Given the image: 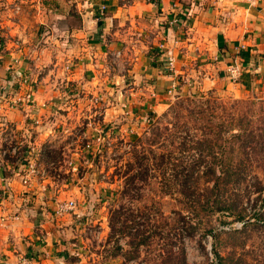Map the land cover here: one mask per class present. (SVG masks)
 I'll list each match as a JSON object with an SVG mask.
<instances>
[{"label": "crops", "instance_id": "crops-1", "mask_svg": "<svg viewBox=\"0 0 264 264\" xmlns=\"http://www.w3.org/2000/svg\"><path fill=\"white\" fill-rule=\"evenodd\" d=\"M0 42V264L79 255L106 187L78 143L98 127L138 132L192 88L264 93V0H0ZM8 143L19 157L3 155ZM33 161L38 176H24ZM66 201L75 209L55 214Z\"/></svg>", "mask_w": 264, "mask_h": 264}, {"label": "rangeland", "instance_id": "rangeland-1", "mask_svg": "<svg viewBox=\"0 0 264 264\" xmlns=\"http://www.w3.org/2000/svg\"><path fill=\"white\" fill-rule=\"evenodd\" d=\"M123 124L94 145L91 179L106 189L66 264H264V93L192 88L146 128Z\"/></svg>", "mask_w": 264, "mask_h": 264}, {"label": "built area", "instance_id": "built-area-1", "mask_svg": "<svg viewBox=\"0 0 264 264\" xmlns=\"http://www.w3.org/2000/svg\"><path fill=\"white\" fill-rule=\"evenodd\" d=\"M105 10V6L104 5H101L99 7V11L100 13L99 14H102ZM0 47H1V42H0ZM173 58L168 56L167 57V63H168V67H169V70H172L173 68ZM15 75H13L12 79L14 81L18 80V78L20 77L19 74H17V72L14 73ZM229 74H230V77L235 80L238 76V70L236 67H231L229 69ZM21 79V78H19ZM19 81V80H18ZM17 81V82H18ZM20 82V81H19ZM20 85V84H19ZM175 88H176V84L173 83L172 84V89L170 91V93L172 91L175 92ZM5 94H4V89L0 90V101H4L5 100ZM30 98H31V94L28 93V94H16L15 96H12L11 99H9L7 102H8V106L12 109H17V110H21L25 107H27L29 104H30ZM104 127L103 126H100L98 127L97 129H95V135H93V137L87 141L85 144H84V148L88 151V154L89 156L93 159L94 158V145L96 144L97 146L101 145V146H106L109 147L111 144H109V139L110 136L108 138L105 137L106 133L108 132H105L104 131ZM131 133L133 132V130L130 131ZM7 146L9 148L7 149H4L3 151V155L6 156V153H8L9 155L11 154L12 156H15L16 154V149H15V145H11L10 143L7 144ZM91 159V160H92ZM36 162L33 161V163H30L28 164V166L26 167V170H27V174H25L24 176H38L36 175L37 174V168H36ZM76 207V204L74 201H66V202H59L56 204V208H55V214L57 215H63L67 212H70V211H73ZM21 264H28V261L26 259H22L21 261Z\"/></svg>", "mask_w": 264, "mask_h": 264}, {"label": "trees", "instance_id": "trees-1", "mask_svg": "<svg viewBox=\"0 0 264 264\" xmlns=\"http://www.w3.org/2000/svg\"><path fill=\"white\" fill-rule=\"evenodd\" d=\"M151 123V122H150ZM170 155H171V153H169ZM162 156V155H161ZM170 157V156H169ZM161 162V164H159V166L161 167L163 164H165V161H164V156H162V160L160 161ZM147 174V173H146ZM164 172H163V169H162V175L164 176ZM180 174L181 173H179V172H175L173 175H171L172 177H174L175 179H177L179 176H180ZM224 175H226L228 178H230L231 176H233V175H236V173H224ZM181 176H182V174H181ZM185 177H186V175H185ZM139 179V178H142V175H140L139 177H138V175H133L131 178H130V181L131 182H134V180H136V179ZM215 179H219V177H215ZM140 180H142V179H140ZM186 181H187V177H186V179L184 180V181H182V184L180 185L181 187H180V189L179 190H181V192H184L185 191V187H186ZM216 189V188H215ZM188 191V189L185 191V192H187ZM229 210V207H226V206H223V207H221V206H219V207H216V208H214L213 210H215L216 212H222V211H224V210ZM117 213V212H116ZM119 216L121 217L122 215L121 214H119ZM120 217H118V218H120ZM111 222V221H110ZM119 232L120 233H122V231L121 230H119Z\"/></svg>", "mask_w": 264, "mask_h": 264}]
</instances>
